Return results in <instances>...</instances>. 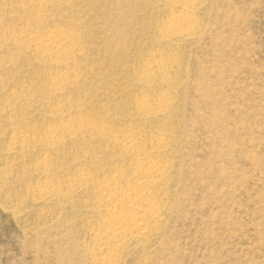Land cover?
<instances>
[{
  "label": "rangeland",
  "instance_id": "1",
  "mask_svg": "<svg viewBox=\"0 0 264 264\" xmlns=\"http://www.w3.org/2000/svg\"><path fill=\"white\" fill-rule=\"evenodd\" d=\"M189 2L166 40L163 0H0V264H264V0ZM154 146L150 190L133 166ZM100 184L155 194L157 228L104 239Z\"/></svg>",
  "mask_w": 264,
  "mask_h": 264
},
{
  "label": "bare ground",
  "instance_id": "2",
  "mask_svg": "<svg viewBox=\"0 0 264 264\" xmlns=\"http://www.w3.org/2000/svg\"><path fill=\"white\" fill-rule=\"evenodd\" d=\"M38 1L40 2V4H39L40 7H46L47 4L52 2V0H38ZM189 1L190 0H163L164 3H167L171 6H175L180 11V14L172 20L174 22V24H172V25L169 24V26L171 25V27L168 28V30L165 32V34L163 36V38H165L166 40L177 38V37L181 36L184 31L191 28V18H192L193 6H192V4H190ZM53 35L54 34H50L47 36H43V35L40 36V34L39 35L37 34V35H34L32 37V40L31 39L30 40L33 44V47L36 49V51L38 50L40 54H42L43 56L49 57V58L52 56L51 54L53 51H56V52L61 51V53L63 52L65 54H72L73 53V49H72L73 44H72V46H70L71 44L69 45L67 38L60 37V35H58V36H53ZM28 37H30V36H28ZM58 59H60V58H58ZM64 60H65V58H64ZM59 63H62L61 66H63V68H67L68 66H70L61 60L55 62L56 65H58ZM68 79H69V77H68ZM63 80H65V79H63ZM59 84H61V82ZM57 85L58 84H56V86ZM60 86H62V85H60ZM144 105H146V103ZM161 105H163V101H162ZM160 109H162V108H160ZM55 130H57V129H55ZM55 130L48 129L45 133L46 138L51 140V139L56 138L58 135H60V136L70 135V137H71V134L75 132V128H72V126L71 127H65V128H63V130L62 129L58 130V131H55ZM125 137H127V136H125ZM123 139H124V137L122 138V140ZM51 142H53V141H51ZM133 143L134 142H133L132 135L131 136L128 135V137L125 138V141H124V148L128 149V151H130L132 153V151L134 150ZM163 149H164V147H163ZM152 150L153 151H151L150 155L139 154V159L136 160V162H134V166H133L134 169L136 170V173H137L136 178H135L138 180L137 182H139V184L141 186L150 188V190H153L154 187H156L160 183L162 184V182L164 181V175L167 171L166 167L161 166L158 163H154V162L150 161L151 157L156 156V155H160V151L158 150V148L155 147V148H152ZM144 153H146V152H144ZM133 155H135V154H133ZM150 162H151V164H149ZM114 179L115 178H113V180ZM116 180H115V182H116ZM110 182H108V184ZM111 183H113V182H111ZM104 184H106V182ZM144 187H143V190H144ZM124 188H122V189H124ZM137 188L136 189L133 188V189L137 190ZM140 188H138V189H140ZM44 189H47V188H44ZM131 189L128 188V191ZM101 190L103 191L104 196L102 198L101 204L98 206V204H99V202H98L97 206L101 209L100 214L105 216L106 217L105 219L107 220L105 222H102V224L105 223L103 229L102 230L99 229L100 232L102 231V235H103L104 239L114 241V245H116L115 242L120 243L121 246L123 247V244L126 241H128V239H136V240L146 239L148 237V235L151 234V232H153L157 228L158 224L160 223V220L162 219L161 218L162 213L161 214L159 213V210L157 208L158 207L157 204H156L157 207L154 206L153 198L155 199L156 197H155V194L154 195L150 194V193H152L151 191H149L150 193L149 192L147 193V191H148V189H147L146 193H142V192H140V190H138V191H133V194L131 193L129 195V194L125 193V191L117 192L116 186L114 184H111L108 186L104 185L101 187ZM126 190H127V188H126ZM45 192L47 193V191H45ZM144 192H145V190H144ZM98 194L101 195L100 193H98ZM42 196L45 197L44 193ZM99 200H100V197H99ZM159 208H160V206H159ZM108 244L105 246L109 247L110 244L109 245ZM99 247H100L99 251H102L103 248H105L103 246H99ZM108 247H106V248H108ZM113 254H114V252H113ZM101 258L102 259H100L99 264H114V260L111 258L110 259H106L103 257H101Z\"/></svg>",
  "mask_w": 264,
  "mask_h": 264
}]
</instances>
